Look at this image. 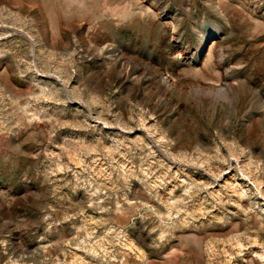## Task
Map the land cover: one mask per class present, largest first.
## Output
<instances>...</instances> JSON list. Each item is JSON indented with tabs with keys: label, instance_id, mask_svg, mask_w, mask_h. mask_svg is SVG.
Returning <instances> with one entry per match:
<instances>
[{
	"label": "rangeland",
	"instance_id": "obj_1",
	"mask_svg": "<svg viewBox=\"0 0 264 264\" xmlns=\"http://www.w3.org/2000/svg\"><path fill=\"white\" fill-rule=\"evenodd\" d=\"M0 264H264V0H0Z\"/></svg>",
	"mask_w": 264,
	"mask_h": 264
},
{
	"label": "bare ground",
	"instance_id": "obj_2",
	"mask_svg": "<svg viewBox=\"0 0 264 264\" xmlns=\"http://www.w3.org/2000/svg\"><path fill=\"white\" fill-rule=\"evenodd\" d=\"M206 40H207V39H206V38H204V39H203V41H202V43H201V45H200V47H199V51H200V53H202V52H203V50H204V48H205V43H206ZM220 90H221V91H225V89H224V88H220ZM211 93H212V92H211ZM237 186H238V187H242V185H240V184H237ZM236 189H237V188H236ZM243 189H244V188H241V189L239 188V191H241V190H242V191H243V193H244V190H243ZM238 193H239V192H238ZM242 195H243V194H242Z\"/></svg>",
	"mask_w": 264,
	"mask_h": 264
}]
</instances>
